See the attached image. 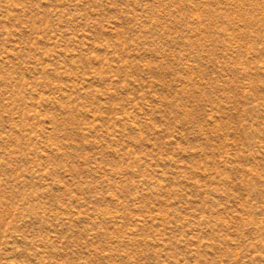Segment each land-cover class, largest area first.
Returning a JSON list of instances; mask_svg holds the SVG:
<instances>
[{"label":"rangeland","instance_id":"obj_1","mask_svg":"<svg viewBox=\"0 0 264 264\" xmlns=\"http://www.w3.org/2000/svg\"><path fill=\"white\" fill-rule=\"evenodd\" d=\"M0 264H264V0H0Z\"/></svg>","mask_w":264,"mask_h":264}]
</instances>
